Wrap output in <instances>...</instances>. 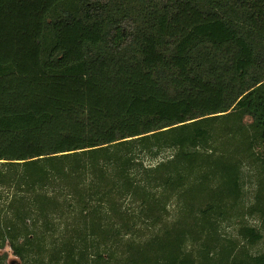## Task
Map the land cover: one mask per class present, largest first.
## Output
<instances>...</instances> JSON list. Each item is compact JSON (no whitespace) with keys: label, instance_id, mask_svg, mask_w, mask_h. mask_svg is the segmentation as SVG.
<instances>
[{"label":"trees","instance_id":"obj_1","mask_svg":"<svg viewBox=\"0 0 264 264\" xmlns=\"http://www.w3.org/2000/svg\"><path fill=\"white\" fill-rule=\"evenodd\" d=\"M7 245L264 264V0H0Z\"/></svg>","mask_w":264,"mask_h":264},{"label":"rangeland","instance_id":"obj_2","mask_svg":"<svg viewBox=\"0 0 264 264\" xmlns=\"http://www.w3.org/2000/svg\"><path fill=\"white\" fill-rule=\"evenodd\" d=\"M144 161L146 164H151V163L156 162L155 159H151V158H147V157L144 158ZM4 254L6 255V259H5L6 264H21L22 263L20 258L13 253V250L10 248L9 245H7L3 249H0V255L3 256Z\"/></svg>","mask_w":264,"mask_h":264}]
</instances>
